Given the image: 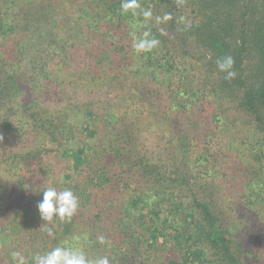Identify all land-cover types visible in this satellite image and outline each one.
I'll list each match as a JSON object with an SVG mask.
<instances>
[{
    "label": "trees",
    "instance_id": "16d2710c",
    "mask_svg": "<svg viewBox=\"0 0 264 264\" xmlns=\"http://www.w3.org/2000/svg\"><path fill=\"white\" fill-rule=\"evenodd\" d=\"M121 3L0 0V173L30 184L21 197L0 187V264L56 246L110 264H246L218 199L234 182V211L264 208V0H139L150 20ZM146 30L160 43L138 54ZM150 118L168 127L160 154L142 137ZM50 186L80 200L54 237L37 208Z\"/></svg>",
    "mask_w": 264,
    "mask_h": 264
},
{
    "label": "clouds",
    "instance_id": "9594fccd",
    "mask_svg": "<svg viewBox=\"0 0 264 264\" xmlns=\"http://www.w3.org/2000/svg\"><path fill=\"white\" fill-rule=\"evenodd\" d=\"M137 10L140 11L138 12ZM121 11L124 14L131 12L134 16L142 14L145 20H150L153 15L150 9H141L139 0H122ZM170 19L171 15L165 14L162 18L156 17V22L162 23ZM160 32L164 34L163 29ZM159 43L160 41L152 37L148 30L144 31L140 37H136L133 34V48L138 54L151 52ZM216 65L219 71L226 73V78L231 79L236 76V72L232 70L234 59L231 55H225L217 59ZM79 206V197L71 188H65L60 191L51 186L44 188L42 201L37 204V208L40 218L47 222L45 224L47 234L54 237L53 227L55 220L58 219L61 222L70 221ZM48 225H52V227ZM98 242L100 244L108 243L104 236L98 237ZM13 257L16 264H26L25 257L20 252L13 253ZM33 259L35 264H110L108 256L90 257L82 248L65 246H56L42 255L34 256Z\"/></svg>",
    "mask_w": 264,
    "mask_h": 264
},
{
    "label": "rangeland",
    "instance_id": "374dc122",
    "mask_svg": "<svg viewBox=\"0 0 264 264\" xmlns=\"http://www.w3.org/2000/svg\"><path fill=\"white\" fill-rule=\"evenodd\" d=\"M152 89H153V96L157 97L159 100H161V98H165L166 106H168V101H167L168 98H167V94L165 93L166 87L162 88L158 83L157 85L152 86ZM157 120H159V122H157L158 124H156V121L154 122L151 118L149 119V121L147 119L144 120L145 122H147L145 124H149V122H151L155 125L153 126L151 125L149 129L142 131V137L144 138L145 143L147 145L151 141H154V143H156V146L159 144L161 147H159V150H156L155 153L160 154L162 152V146H163V143H161V137H162V134L166 135L165 128L167 127V124L163 123L160 118H158ZM77 122L79 123V121ZM225 135H226V132H225ZM214 140L217 141V139H214ZM76 141H77L76 143L81 142V141H78V139H76ZM35 167L33 166L31 168L33 169ZM3 174L4 173H0V187L2 188L4 187V189L7 192H13L14 194H17L19 197L23 196L24 192L29 194L30 191L27 188H30V184L26 183L27 181H25V183H22V184H19L18 186L13 187L14 183H10L7 177H3ZM3 180L7 183V185L4 186ZM232 185H233L232 189L230 190L231 192H234L232 198L230 200H227V199H224L222 195H219L221 200L218 199V202L222 204V207L228 211L225 217L227 218L229 223L237 222V224H239L238 241L241 244L240 248L242 249L243 258L245 259L246 264H264V249L257 256V253L254 254L256 249L253 247V244H255L254 242L256 240H257L256 241L257 243L258 240H260L261 238L264 239V208L262 211L259 212L261 216H256L255 213L253 214V216H251L250 214L247 213L245 209H241V208H237L238 212L234 211L232 206L234 205L235 202L238 201L236 192L239 189L237 188L238 185H236V183L232 182ZM220 187L223 189L222 184H220ZM244 212H245V215L243 217L241 216V214ZM33 225H34V222H31L29 220V223L27 225L26 235L33 228L32 227ZM259 227H261V230L259 229ZM36 232H37V236L39 237L38 245H40V247H38L37 252L42 253L41 246L44 240V237H43L44 233L41 229L40 230L37 229ZM259 232H261L262 234H260ZM15 252H20L21 255L24 256V252L22 250L16 249Z\"/></svg>",
    "mask_w": 264,
    "mask_h": 264
}]
</instances>
